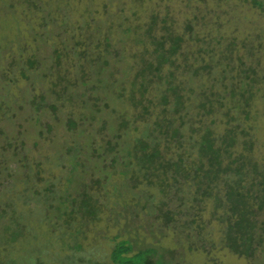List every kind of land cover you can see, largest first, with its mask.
I'll use <instances>...</instances> for the list:
<instances>
[{"label":"trees","instance_id":"obj_1","mask_svg":"<svg viewBox=\"0 0 264 264\" xmlns=\"http://www.w3.org/2000/svg\"><path fill=\"white\" fill-rule=\"evenodd\" d=\"M50 1L58 0H2V4L3 11L8 13L7 15L15 14L17 6H22L23 12H27L25 21L31 27L30 33L35 37L33 40L37 41L39 45L41 43L46 45L51 34L60 30L68 33L70 26H73L70 20L71 12L66 9L70 4L69 1L59 0L63 9L61 4L56 2L51 7ZM254 2L257 1L254 0ZM34 16L37 20L40 17L36 25L31 22L35 21ZM156 24L153 20L149 28L150 32H147L148 37L152 38V48L144 49L140 56L141 65L139 64L140 66L137 67L130 64L125 55L124 37L119 40L121 45L119 48L113 45V38L108 35L104 37V40L94 34L89 36L91 41L79 43L80 40H75L74 45H82L90 53L87 55L86 51H82V55L76 49V54L80 58L81 56L84 58V61L79 64L80 67L85 69L84 62L88 60L95 76L92 82L91 75L86 73L82 75L83 81L86 77L91 80V84L85 80L83 87L87 90V85H89L92 91L90 94L82 95H90L89 98L92 96L94 108L90 107L89 111H85L84 116L80 115L79 121L74 117V114L67 118L65 116L64 119L61 115L69 113L64 111L65 107L73 106L79 97L70 89V86L73 87L75 82L70 81L66 68L68 57L74 52V48L71 46L65 50L64 48L62 50L55 48L52 52V61L47 63L45 59H41L37 55H26L24 43L20 45V52L17 56H13L3 49L5 47L0 43V187L5 185V180L12 178L14 172H23L20 171L21 167L27 168L29 150L26 142L27 135L26 137L24 135L27 128L22 133L23 118L29 122L35 120L32 125H37L39 135H42L44 130L52 131L53 124L56 122L66 124L69 130H76V127L82 123L83 127L79 134H84L85 138L75 140L74 144L66 151L70 161V167L67 169V182L70 183L73 192L68 191L66 194L60 195L57 206L55 205L57 217H64V225L69 226L75 223L84 226L100 219L101 213L107 211V202H101L100 197L92 195L87 189V185L80 180V173L86 172V168L89 166L88 162L94 154L96 159L101 163L104 160L114 170L119 166L121 176L129 181L127 186L124 182L121 187L117 183L112 185V189L117 195H115L116 202L121 211L133 214L131 206L136 201L133 197L137 195L135 190L138 191L139 176H145L147 186L156 185L158 188L159 202L158 198L156 199V196L148 190L144 194L145 201L140 207L148 209V206L152 204L153 215L155 219L159 220L160 229L163 226L167 229L172 228L177 235H184V240L189 241V239L192 240V237L198 236L203 241L204 226L213 222V219H217L223 226L222 242L224 247H227L231 253L250 260H255L258 256H256L257 251H260L264 264V165L260 166L254 158L251 141L244 140L242 150H237L238 130L241 127L237 124L228 122V126L221 135L208 126L199 139L194 138V133H197V130L191 126L190 122H188L190 126H186L187 121L184 119L189 115L186 101L190 99L189 93L193 90L185 92L184 88H180L177 83L174 84L172 73L168 74L166 79L163 74L165 64L169 62L174 65L175 60H178L184 42V34L174 36L168 33L167 27H162L166 33L155 37L153 33L156 30ZM85 26L87 24H84L80 30L86 28ZM129 30L130 28L127 27L124 32L123 29L121 32L123 35H127ZM190 30L191 27L187 25L186 31ZM143 39H138L139 44H146ZM145 46H149V43ZM234 46L235 44L230 42L220 54L224 61L222 82L225 89L223 94L208 92L204 96L205 103H201L199 107L202 111L205 108L204 111H207V115H209L213 111V101L219 100L220 107V105H224L223 98L226 94L233 98L239 96L244 104L242 111L245 119L249 120L251 102L254 100L256 92L254 87L258 82L257 67L254 68L250 65L244 68L245 62L239 58L240 66L230 68L233 82L229 85L231 89H228L223 80L227 78V69H229L230 60L233 58L231 54ZM101 47L107 52V59L97 55V51ZM66 50L68 56L65 53ZM118 65L123 68L121 75L118 74ZM186 66L188 67V65ZM206 68L208 66L200 67V69ZM129 71L131 76L127 75ZM132 74L134 75L132 76ZM194 75H198V69H194ZM162 80L167 83V88L161 99L163 109L158 115L155 114L156 117L153 120L154 132L152 130L148 134V138L138 137L131 142L127 138L132 123L131 117L128 116V113H122V107L118 109V106L120 103L126 105L131 103L132 106L140 107L141 112L136 115L133 122L146 121L147 117L153 115L156 105L152 98L151 87ZM43 81H48L50 86L46 90H37L36 86ZM14 90L16 93H20L19 97H14L16 94ZM105 93L106 97L102 98L101 94ZM212 97L216 99L212 100ZM101 103L107 108L112 103L109 109L111 114L107 110V114H110L107 120L102 115H100L101 119L96 116V114L102 113ZM22 112L27 115L21 116ZM47 112H50L48 120L41 122L38 115L47 114ZM53 118H55V122H50ZM230 120L234 121V118L231 117ZM86 121H90V124L99 121L98 125L92 126L94 134L92 132L91 136L87 135L89 126L84 127ZM7 124L8 126L10 124L9 130L4 128V125ZM13 125H16V130L12 129ZM241 130L243 135H248V131L244 128ZM85 132L87 133L85 134ZM155 132L167 139L166 146L161 145ZM20 136L25 140L20 141ZM99 136L103 137L100 142L97 141ZM93 137L95 138L91 140ZM36 145L37 142H34V146ZM90 147L92 149H89ZM164 147L167 150L166 148L164 150ZM171 147L176 151L172 152ZM81 156H85V158H81ZM39 162L36 164V169L42 163ZM13 163L15 164L14 168ZM96 167H99L98 163H96ZM142 170L144 171L143 176L140 174ZM38 174L39 171L34 174L28 173L27 177L29 180H34L33 178H37ZM110 179L111 175L107 173V183ZM96 182L99 185L98 188L101 187V179L98 178ZM123 188L125 189L122 190ZM45 189L46 192L53 193L51 186H46ZM75 191L76 194H74ZM34 192L39 194L37 189ZM127 193H131L132 198L124 199ZM154 200L158 202L157 205H154ZM45 201L48 202L47 208H50L51 199H45ZM207 202L213 204L212 217L205 221L200 215L198 222L195 219V204L199 206L201 213ZM5 206L9 207L10 205ZM137 206L134 209H137ZM4 211L3 214H0V221L4 224V230L8 231ZM218 213H220L219 216ZM19 227L18 224L15 228L18 231L12 230L11 238L15 237L14 241L23 235ZM189 247L191 250L193 249L192 246ZM110 257L114 264H172L157 248L147 247L134 252V247L128 240L116 242Z\"/></svg>","mask_w":264,"mask_h":264},{"label":"rangeland","instance_id":"obj_2","mask_svg":"<svg viewBox=\"0 0 264 264\" xmlns=\"http://www.w3.org/2000/svg\"><path fill=\"white\" fill-rule=\"evenodd\" d=\"M67 1L70 4L66 9L71 12L70 20L73 26H70L68 33L60 30L51 34L46 45L43 43L39 45L37 41L33 40L34 35L32 36L30 33L31 27L25 21L27 12H23V7L18 5L15 14L7 15L8 13L3 11V2L0 0V43L5 47L3 49H6L11 55L17 56L20 52V45L24 43L26 55H37L49 63L52 61V52L55 48L61 50L63 48L65 50L69 46L74 48L71 55L67 53V50L65 52L67 56L69 55L66 68L70 81L75 82V85L70 86V89L79 97L73 106L65 107L64 111L69 113L61 114L63 119L65 116L67 118L74 114V117L79 121L80 115L82 117L90 107L94 108L92 96L89 98L90 95H82L92 92L89 85H87V90L83 87L85 80L90 84L91 80L86 77L83 81L82 75L85 73L91 75L93 82L94 72L89 66L88 60L84 62L85 69L80 67L79 64L84 61V58L82 56L80 58L76 54V49L81 54L82 51H86L87 55L90 53L86 47L74 45L75 40H80L79 43L91 41L89 36L93 34L104 40V37L108 35L112 36L113 45L119 48L121 47L119 40L124 37L125 55L129 63L137 67L139 64L141 65L140 56L144 49L152 48V38L148 37L147 32H150L149 28L154 20L157 23L153 33L155 37L166 33L162 27H167L168 33L174 36L184 34V42L178 60H175L174 65L169 62L165 64L163 74L166 79L167 75L172 73L174 84L177 83L180 88H184L185 92L193 90L189 93L190 99L186 101L189 115L184 119L187 121L186 126H190L188 124L190 122L191 126L197 130V133H194V138L199 139L208 126L221 135L228 126V122L237 124L241 126L238 130L237 150H242L244 140L251 141L254 158L260 166L264 165V0H255L257 2L254 0H65V2ZM55 2L61 4L62 7L61 1ZM55 2L50 1V6L52 7ZM39 15L41 14L39 13ZM28 16L30 17V15ZM33 19L35 21L31 22L36 25L40 17L37 20L34 16ZM84 24H87L86 28L80 30ZM187 25L191 27L190 31H186ZM127 27L130 30L127 35H123L121 30L123 29L124 32ZM139 38H144L143 40L146 41V44L149 43V46L139 44ZM230 42L235 44L231 54L233 58L230 60L229 69H227V78L223 80L228 89H231L229 85L233 82L230 68L240 66L239 58L245 62L244 68L250 65L254 68L257 67L258 82L254 87L256 92L254 100L251 102L249 120L245 119L242 111L244 104L239 96L233 98L226 94L223 98L224 105H220V107L219 100L213 101L215 108L212 106L213 111L209 115H207V111H204L205 108L202 111L199 107L201 103H205L204 96L208 92L222 93L225 89L222 82L224 61L220 54ZM205 49L207 51H204ZM99 51H97V55L107 59V52L103 47ZM61 58L63 59V56ZM204 66H208V68L200 69ZM117 68L118 74L121 75L122 66L118 65ZM194 69H198V75H194ZM127 75L131 76L130 71L127 72ZM49 86L48 81H43L36 86V89L46 90ZM166 88L165 80L157 82L151 87L152 98L156 105L153 115L147 117L146 121L133 122L136 115L141 112L140 107L132 106L131 103L119 104L118 109L122 107V113H128V116L132 118H130L132 123L127 136L131 142L138 137L148 138V134L152 130L154 132L153 120L156 117L155 114L158 115L163 109L161 99ZM14 93H16L15 90ZM19 96V92L14 95L15 98ZM101 97L105 98L106 93L101 94ZM211 99L216 98L212 97ZM109 105L111 107L112 103ZM100 106L102 113L96 114V116L101 119L100 115H102L107 120L111 114L110 107L107 108L103 103ZM107 110L110 114H107ZM49 114L50 112L39 114L38 117L41 122H46ZM26 115L24 112L21 114V116ZM231 117L234 118V121L230 120ZM22 121L24 123L22 133L27 128L24 135L25 137L27 135L28 162L27 168L21 167L20 171L23 172H14L12 178L5 180V185L0 187V214H3V210H5V223L9 228L8 231H5L4 224L0 221V264H114L111 261V252L116 242L124 240H128L133 245L134 252L147 247L157 248L172 264H263L260 251H257L256 256H258L255 260H250L235 255L227 247H224L222 242L223 226L217 219H213V222L204 226L203 241L198 236L192 237V240L189 239V241L184 240V235H177L172 228L167 229L163 226L160 229V222L153 215L152 204L148 206V209L140 207L145 201L146 191L149 190L153 193L156 199L159 196L156 185L147 186L145 176H139L138 191L135 190L137 195L133 197L136 201L131 206L133 214L121 211L116 202L117 195L114 193L112 185L117 183L121 187L124 182L127 186L129 181L121 176L119 166L114 170L104 160L101 163L94 154L88 162L89 166L86 168V172L80 173V180L87 185V189L92 195L100 197L101 202H107V211L101 213L100 219L86 225L83 224L84 226L75 223L69 226L64 225V217H57L55 205L57 206L60 195H64L68 191L73 192L70 183L67 182V169L70 167V161L66 151L74 144L75 140L85 138L84 134H79L83 127L82 123L76 127V130H69L66 124L56 122L53 124L52 131L44 130L43 134L39 135L37 125H32L35 120L29 122L23 118ZM50 122H55V118ZM98 122L90 124V121H86L84 127L89 126V130L85 134L91 136L92 126L98 125ZM9 127L10 124L9 126L8 124L4 125V128L8 130ZM137 127L138 129H136ZM243 128L248 131L247 136L242 134L241 129ZM12 129L16 130V125H13ZM155 135H158L162 146L167 145V139L160 136L158 132H155ZM22 136H20V141L25 140ZM97 138V141L100 142L103 137ZM34 142H37L36 146H34ZM165 148L163 149L165 150ZM170 149L172 152L176 151L173 147ZM87 154L84 155L87 156ZM85 156H81V158H85ZM45 157L47 159L44 160ZM39 161L42 163L36 169V164L40 163ZM96 163L100 168L96 167ZM12 166L14 168L15 164L13 163ZM136 170H138L137 167ZM36 171H39L38 177L29 180L28 173L34 174ZM107 173L111 175L109 183H107ZM136 173L139 175L138 172ZM143 173V170L140 171L142 176ZM98 178L101 179L99 188L96 182ZM46 186H51L53 193L46 192ZM35 189L39 194L34 192ZM126 197L130 199L132 194L127 193L124 199ZM45 199H51L52 208L50 206L47 208L48 202ZM155 200L154 205H157L159 198L158 202ZM136 206L137 209H134ZM195 208V219L198 222L200 215L205 221L212 217V202H207L201 213L196 204ZM47 209L49 210L46 211ZM219 215L220 213H218ZM79 220L81 222V219ZM18 224L23 235L14 241L15 237L11 238L12 230H16ZM196 230L198 229L196 228ZM6 243L9 244L6 245ZM189 246H192L193 249L191 250Z\"/></svg>","mask_w":264,"mask_h":264}]
</instances>
